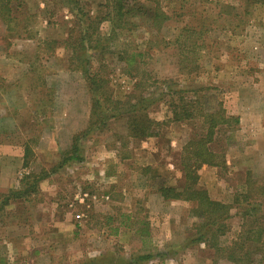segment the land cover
Returning <instances> with one entry per match:
<instances>
[{"label": "rangeland", "instance_id": "obj_1", "mask_svg": "<svg viewBox=\"0 0 264 264\" xmlns=\"http://www.w3.org/2000/svg\"><path fill=\"white\" fill-rule=\"evenodd\" d=\"M46 1L48 5L34 9L39 0H19L28 13L22 9L14 11L13 16L17 19L15 22L12 20L11 26L14 32H20V27L26 22L25 17L33 14L34 18L30 20L33 38L18 44L13 48L15 51L11 48L15 38L7 36L6 26L0 21V58L13 55L16 61L14 63L10 57L11 66L2 63L16 73L0 77V109L4 102L9 103L1 111V116L6 114L7 119L6 122L0 121V146L8 145L15 152H24L25 155V165L12 162L13 167H16L15 164L23 166H18V171L7 177L9 188L6 192L18 189L20 180L29 172L38 175L44 171L49 178L56 175L34 200H12L11 205L0 211V264H74L85 254H95L87 251L88 246L101 249L114 243L122 246L131 240L140 243L139 234L133 232L121 233L119 241H114L117 239L112 236L114 228L121 223L127 225L130 231L145 229L149 217L143 206L146 202L142 200L149 193H156L162 179L169 180L168 172H172L156 167L160 177L158 170L146 172L132 161L124 120L112 119L103 130L84 136L92 118L86 82L79 72L69 69L70 51L58 48L51 52L41 43L45 39H64L67 28L73 26L78 17L68 9L72 5L68 7L61 0ZM103 2L81 0L80 3L94 16L101 15L102 9H98V4ZM144 5L147 10L153 11V4ZM159 5L167 16L159 30L145 29L142 24L147 16L135 17L132 22L141 28L118 33L105 44L108 53H104L102 59L97 53L91 56L94 71L102 70L109 79L114 99L124 100L140 78L152 91H158L157 88L167 84L188 89L208 86L213 89L200 99L206 110L215 109L218 101H222L228 115L236 116L240 112L250 113L254 118L260 115V127L264 128V5H251L247 0H160ZM50 13H55L53 19L48 18ZM98 28L103 36L110 33L107 22H102ZM134 52L141 56L137 57V64L129 65L127 59ZM246 83L248 85L241 86ZM169 100L163 98L149 112L150 118L160 123L155 127V132L160 133L163 125L169 122ZM198 121H194L195 127L189 122H179L172 127V133L183 137V146L194 132H199ZM255 131L239 126L235 132L237 139L234 137L232 145L242 150L251 148L254 141L248 138L254 137ZM260 140V159H255L256 164L252 158L247 161L257 171V177H248L258 185L264 179L261 177L264 176L263 133ZM73 144L78 146L83 161L62 165ZM159 144L158 160L168 150L170 141L162 136ZM181 151L177 156V169ZM10 158L1 150L0 167L9 164ZM117 158L124 165L118 164ZM99 163L109 166V176L112 166H130L136 176L122 183L125 189L122 192L119 187L108 189L103 186V178L95 167ZM75 164L78 165L73 166ZM59 166H64L59 168L64 172L59 173ZM72 166L77 169H72ZM227 171L226 166L218 168L222 180H230L234 184L245 182L243 174L230 176ZM223 187V190H228V186ZM245 189L234 187L233 193L228 194L226 190L224 193L228 200ZM83 191L89 195L108 192L115 201L127 196L129 201L123 207L113 204L92 207L88 211L87 224L81 222L79 227H74L75 221H69L66 228H73V231H69L66 237H55L56 232L51 226L58 219L59 208L82 196ZM174 207L176 209L177 206ZM186 209L190 211L191 208ZM73 210L81 211L82 208L76 206ZM235 213L236 210H232L234 215L228 220L229 230L219 239L222 246L229 245L240 231L241 219ZM182 216L175 220H164L166 229L160 232L149 218L154 225V235L151 236L166 241V245L173 244L172 251L180 250L185 238L193 233L192 225L198 222L191 217L182 219ZM155 219L154 222L160 223V219ZM90 225L93 226L94 235L90 233ZM99 229L110 235L100 234ZM137 243L134 246H138ZM192 247L187 248L189 250L186 252L182 248L171 257L173 259L165 260L162 264H213L212 258L215 257L212 249L203 245ZM215 264L231 263L219 259Z\"/></svg>", "mask_w": 264, "mask_h": 264}, {"label": "trees", "instance_id": "obj_2", "mask_svg": "<svg viewBox=\"0 0 264 264\" xmlns=\"http://www.w3.org/2000/svg\"><path fill=\"white\" fill-rule=\"evenodd\" d=\"M103 1L98 4V9H102L101 15L93 16L90 10L87 11L81 6V0H61V3L68 7L72 5L68 9L70 12L74 11L78 17L77 21L67 28L64 39L41 41L48 51L53 52L58 48L70 51L72 55L69 58V69L79 72L86 82L91 101L90 117L92 118L88 122L84 136L93 131L103 130L108 125L107 122L112 119H120L124 120L128 138H148L155 134L154 128L160 124L150 118V110L163 98H169L167 104L171 112L170 121L189 122L194 126V121L199 120V132H194L182 148L179 168L168 172L169 180L162 179V183L156 189V193L164 200L194 204L190 209V217L197 219L198 222L192 225L193 233L185 238L180 250L203 245L214 251L213 264L219 259L231 264H264V179L259 181L261 185L254 180L246 179L245 191L236 194L231 204L212 200L199 184V171L202 166L216 168L226 166L225 151L231 144L234 133L238 130L239 118L228 115L222 101H218L215 109L210 111L203 107L200 99L205 97L207 91L213 89L208 86L188 89L167 84L165 87L163 85V88H157L158 91H152L148 90V85L140 78L135 83L132 93L124 100L114 99L109 79L102 70L94 71L91 56L97 53L102 56L100 57L102 59L103 54L108 53L105 51L107 48L105 44L112 41L118 33L132 32L141 28L132 22L133 18L147 16V22L145 19L142 25L145 29H156L157 31L167 16L160 9V0H142L143 3L137 0ZM247 1L251 5H264V0ZM13 2L16 4L14 5ZM19 3V0H0V21L4 22L5 31L10 39L29 40L33 38L30 25L34 18L33 14L29 13L25 17L26 22L20 27V32L18 30L14 32V27L11 26L12 20L15 22L17 19L13 16L14 11L22 9L27 12L26 6ZM144 3L153 4V11L147 10ZM54 17L55 13H50L48 18L53 19ZM102 22H107L110 26V33L107 36H103L98 31ZM47 23L50 24L49 21ZM178 42L179 38L176 39V43ZM140 56V53L134 52L127 59V63L137 64L136 59ZM77 147L73 144L62 165L68 162L83 161V156ZM23 165H25L24 160ZM61 167L64 166H59L58 169ZM152 169L158 170L156 167H145L143 170L147 172ZM158 175L161 177L159 170ZM48 176L49 174L44 171L38 175L33 172L24 175L18 189H9L6 193L0 194V211L11 205L12 200L24 202L34 200L35 196L40 194V182ZM232 210H236L235 214L241 219L240 231L229 245L222 246L219 239L229 230L228 220L234 215L231 213ZM180 250L144 254L137 258V261L159 258L164 262L173 259L171 257ZM79 264H88V261H82Z\"/></svg>", "mask_w": 264, "mask_h": 264}, {"label": "crops", "instance_id": "obj_3", "mask_svg": "<svg viewBox=\"0 0 264 264\" xmlns=\"http://www.w3.org/2000/svg\"><path fill=\"white\" fill-rule=\"evenodd\" d=\"M47 3L46 0H39L38 4L36 5V8L34 9H40V7H45L44 5ZM44 9V8H43ZM27 41L26 39L23 38H15L14 44H12V51H15L13 49L14 47L18 46V44ZM13 55H7L0 58V77H4L8 74H11L14 72L12 68H7L2 63H9L10 57L13 59V62L16 63L15 59L12 57ZM7 61V62H4ZM18 61V60H17ZM11 66V63H9ZM16 73V72H14ZM248 85L243 84L241 86ZM6 98L8 95H4ZM4 102V101H3ZM0 103H2L0 101ZM5 106H9V103L6 101L4 102V105L2 108ZM2 108L0 109V121L6 122L5 120L7 119L6 114L1 116V111ZM226 110V109H225ZM227 112V111H226ZM228 114V113H227ZM231 115V114H230ZM259 115V113H258ZM239 118V126L242 128H247V129H252L256 130L255 133H253L255 136H251L250 140L254 141L252 144V147H248L247 149H240L237 146H233V141L234 137L237 139L234 133L233 140L231 141V144L225 151V161H226V168L228 169L227 173L230 176L236 175V174H243L246 179L251 180L248 176L253 175V177L256 176V169L254 168V165H248L247 161L249 159H255L259 160L260 159V154H261V149H260V136L262 133L264 134V128L262 126L260 127L261 123V118L260 115L256 116L254 118L253 115L250 113H238L236 115ZM154 120V119H153ZM171 120V114L168 118L167 121L165 122L166 124L163 125L165 128L160 129V133L155 132L154 135L144 138V139H135V138H129L130 142V150L131 152V159L138 165V167H162L163 169L167 171H174L177 169V156L179 155L180 151L183 148V141L181 136L177 135L176 133H172V127L174 124H179V122L175 121H170ZM156 121V120H154ZM157 122V121H156ZM156 128H154L155 130ZM162 136H164L168 141H170V146L168 145V150L165 151V154L162 156L160 160H158V149H160V140L162 139ZM3 151L4 154H7L10 156L11 160L9 161V164L0 167V193H6V190L9 188V183L7 182L8 178L12 172L16 173L18 169H16L18 166H23V165H18L22 164L24 160V152L23 154H20L19 152H15L14 148H10L8 145H3L0 146V151ZM101 151V148H99ZM103 155H105L103 153ZM16 157V158H15ZM16 162L18 164H15L16 167H13L12 162ZM161 161V162H158ZM253 161V163H254ZM118 164H123V161L120 158H117ZM256 164V161H255ZM78 164H75L73 166H76ZM124 165V164H123ZM72 169H77L76 167H73ZM91 166V165H90ZM92 167V166H91ZM98 169L99 176L102 177L103 181L102 184L108 189H115V187H119V191H124V186L122 183L125 181L134 178L136 176V173L133 172V169L130 168V166H112V170H110L111 176L108 175L109 173V166H105L102 163H99L98 166H95ZM123 167V168H122ZM14 168V169H13ZM85 171V168L82 167ZM21 169V168H20ZM64 172L63 169H59V173ZM138 175V174H137ZM56 175H52L51 178L55 177ZM264 177V176H261ZM51 178H46L45 180L41 181L39 184V189L40 192L45 190V185L49 184V180ZM110 178H113L110 180ZM137 179V178H136ZM138 180V179H137ZM199 184L200 186L205 189L209 195V197L217 202L223 203V204H231L233 202V199H228L227 200V195L224 193V191L228 194L233 193L234 187L238 188L241 190V188L246 187V180L244 183H233L232 181L228 180L227 182L225 180H222V178L219 176L218 168L212 167V166H207L204 165L201 167L199 171ZM228 186V190L224 189L223 186ZM53 186V185H52ZM122 186V187H121ZM123 188V189H122ZM222 190H221V189ZM83 189V188H82ZM107 189V190H108ZM233 189V190H232ZM106 190V191H107ZM147 198L142 201H145V206L146 214L148 213V217L152 222L154 223L155 226L158 227V231H162L163 229H166V225L164 223V220H175L176 218H180L182 214L185 213V216H182V219L188 220L190 218V211L189 209H186V207L192 208L194 206L193 203L189 202H182V201H167L164 200L158 193H152L148 194L146 196ZM229 198V197H228ZM129 201L128 197L122 196L121 200L115 201L114 198L112 199L111 195L108 194V192L100 193V194H87L86 191H83L82 196L78 197L76 200L72 199L70 204L66 205V207H60L59 209L61 210L58 219L54 220V226L52 225L51 227L53 228V231H55V237H66L68 236L67 233L72 232L73 228H69L67 226V222L69 221H75L74 227H79L82 223L85 222V224L88 223L89 221V216H88V211L92 207H96L100 205L101 207L105 205H120V206H126L125 204ZM136 201H139L136 199ZM69 203V202H68ZM53 206H56L54 203H52ZM76 206H79L82 208L81 211H75L73 210L76 208ZM174 206H177L176 209ZM58 208V207H57ZM63 210H62V209ZM65 208V209H64ZM186 210H183V209ZM65 210V211H64ZM185 211V212H184ZM187 213V214H186ZM232 213V212H231ZM107 215V214H106ZM151 215V216H149ZM233 215V214H232ZM148 218V222L146 225V228L143 230H135V231H130L129 227L127 225H123L121 223H118V227L114 228V233L112 236H114L115 239L114 241H119L120 234L121 233H127L129 234L130 232L133 233H138L139 237L141 239L140 243L137 242H132L127 241L126 244L117 245L113 244L110 246H107V248H95L94 246H88L87 251L90 250V253L95 254H90L83 257H79L78 260L75 261L74 264H79L82 263V261L86 262L88 261V264H162L164 263L161 259L155 258L151 259L149 261H137V258L144 254H149V253H156V252H169L174 248V245H166V241H160L159 238L152 237V230L154 228V225L150 222ZM155 218L160 219V223L154 222L156 220ZM162 220V221H161ZM62 227V228H60ZM93 226L90 225L89 230L90 233H93L92 230ZM145 230V231H144ZM142 231L143 234H142ZM157 232V231H156ZM100 234L106 233L104 230L99 229ZM162 233V232H161ZM163 234V233H162ZM110 235V233L105 234ZM154 235V234H152ZM118 236V237H117ZM134 243H137L138 246H134ZM103 246V245H102ZM193 248V247H191ZM190 248V249H191ZM189 249H185L184 251H188ZM86 252V250H83ZM88 253V252H87ZM91 261L89 262V260Z\"/></svg>", "mask_w": 264, "mask_h": 264}]
</instances>
